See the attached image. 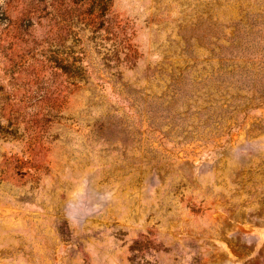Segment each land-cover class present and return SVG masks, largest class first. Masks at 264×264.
I'll use <instances>...</instances> for the list:
<instances>
[{
    "label": "rangeland",
    "instance_id": "374dc122",
    "mask_svg": "<svg viewBox=\"0 0 264 264\" xmlns=\"http://www.w3.org/2000/svg\"><path fill=\"white\" fill-rule=\"evenodd\" d=\"M0 264H264V0H0Z\"/></svg>",
    "mask_w": 264,
    "mask_h": 264
}]
</instances>
